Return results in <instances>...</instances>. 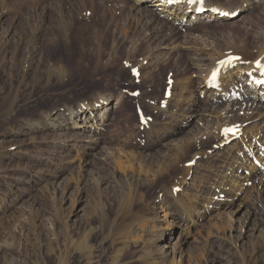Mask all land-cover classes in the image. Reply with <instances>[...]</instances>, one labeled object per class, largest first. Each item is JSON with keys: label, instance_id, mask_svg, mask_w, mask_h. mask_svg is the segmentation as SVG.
Wrapping results in <instances>:
<instances>
[{"label": "rangeland", "instance_id": "rangeland-1", "mask_svg": "<svg viewBox=\"0 0 264 264\" xmlns=\"http://www.w3.org/2000/svg\"><path fill=\"white\" fill-rule=\"evenodd\" d=\"M253 4L234 22L183 28L150 7L131 10V0H0V264H171L177 235L183 239L177 264H264V172L255 167L244 182L250 159L239 158L238 140L221 148L214 137L196 146L162 179L149 171L175 163L174 145L189 144L198 122L210 124L208 113L193 117L204 104L220 112L233 105L241 129L264 130L258 125L264 110L211 102L185 70L194 52L185 38H198L196 48L209 55L231 42L250 43L264 14V0ZM185 77L192 84L183 96L193 93L199 109L178 100ZM167 87L171 94L162 101ZM98 98L111 102L96 133L50 125ZM104 147L146 157L123 171L104 160ZM81 159L87 164L79 173ZM220 166L226 179L212 187L210 169ZM231 176L243 184L239 191ZM174 180L178 187L171 189ZM161 201L176 221L163 216Z\"/></svg>", "mask_w": 264, "mask_h": 264}, {"label": "bare ground", "instance_id": "bare-ground-1", "mask_svg": "<svg viewBox=\"0 0 264 264\" xmlns=\"http://www.w3.org/2000/svg\"><path fill=\"white\" fill-rule=\"evenodd\" d=\"M180 1H181V4L170 6L167 4V0H131L132 2L131 10L133 11L141 10V9L150 7L152 8L153 12L161 16L168 23L169 22L172 24L176 23L177 25H179L178 27L181 26L183 28H187L192 24H197L201 22L205 24H212V23L222 24L225 22H228V23L234 22L236 21L237 18L241 17L240 15L243 12H245L246 9H249L252 5L254 6L253 3L259 0H237L235 2H224L216 6L203 4L201 5V7L205 9V12L201 16L195 15V10L197 8V5L199 4V1H197L196 3L192 5H189V2H190L189 0H180ZM212 9H218L220 11H227V13L229 14L239 11V14L238 16H235V18H233L232 20L219 19L218 17L210 13V10ZM144 13L145 12H140L139 16L141 19L144 18ZM204 17L207 19L204 20ZM258 26L259 27H256L250 30L252 33V40L250 43L247 40L245 41V43L248 45L246 44L245 46L242 45L244 44L243 41L245 39L241 40L237 45L236 44L233 45L231 42L230 48L226 49L223 52L215 53L213 55H209L203 50L197 49L198 48L197 46L199 44L198 38H191V37L185 38V43L188 46L187 48L192 49V51H194L192 55L188 57V65L185 70L187 71L190 70L191 73L194 72V74L196 75V78L198 79V81L195 82L196 83L195 85H197L196 87L198 90L197 93L203 94L206 96L209 95V97H212L211 102L213 100H216L217 102H219L220 92L217 90L214 91L208 88V84L210 82V76L216 69H219L218 81L221 83V90L228 88L227 91H225L227 95L230 93L231 89H235L238 85L246 84V82L248 81L247 73H250L256 76L257 70L254 69L253 65L257 62L259 63L264 62V14ZM154 32H155V29L153 28L152 33H151L152 37H154ZM232 55L237 56L238 60L227 66H224V64H221V60H223L227 56H232ZM191 84H192L191 78L187 77L185 81L182 83H179L177 87L178 92L180 91L179 97H181L178 100L181 101L182 103H184V101H186L187 99V96L185 97L183 95L186 93L188 94L187 86H191ZM260 93L264 94V90L262 89L256 90L255 88L246 87L245 89H243V93L241 95L242 97H244L245 95L248 97V100L243 101L244 104L246 103L249 104L250 102V104L254 107L252 109L250 108L249 109L254 112L257 111L258 115L262 112V110H264V105L262 103L257 102L259 100L258 94ZM192 94L190 98H188L187 100L190 102L191 106L198 104V109H199L200 100L199 98H196V96L193 97L194 95L192 96ZM110 102H111V99H105V98L94 99L93 101H91V104L89 106L86 104L79 105L74 111H72L69 114L66 120H63L62 122H58L57 125H55L54 123H50V125H52V127L60 128V131H62L63 133H66V131L71 130V129L80 130L81 133L82 132L96 133L99 127H101V125H104V119L107 113L109 112ZM232 107L233 105L229 107V111H226L228 110L226 109L220 112L221 109L219 110L218 107L214 109H210L209 106L206 107L204 104V107L202 110H195L196 114L193 117H200V116H203L204 113H208V116L212 118V121L210 120L209 121L210 124L208 125L206 124L202 125L201 124L202 122H198L200 126L196 127L193 134H191L190 137H188V140L190 141L191 144L190 143L189 144L188 143H176V145H174L178 148V151H179L178 152L179 156L176 157L177 161L173 163L171 166H169L167 169H163V170L160 169L159 171L149 169V171H152V176L155 179L156 178L162 179L163 175L165 176L169 174L170 169L172 170L173 167L177 163L180 162L179 160L183 158V155L189 153L192 149H194L196 146L200 144H204L207 141L210 142L214 137H215V140H217L215 144L219 147H221L223 143H229V142L231 143L234 139H238L239 143L242 146L240 148L238 147L239 153L241 154L242 152L241 150L245 148L248 151H250L251 155L253 156H255L254 153H256L255 159L263 167V169L260 168L261 172L263 173L264 172V130L261 127L258 129L257 128L241 129L238 126L239 124H236V122L239 121V119L235 116L234 117L231 116V114L234 113L233 111H230ZM261 114L263 115V117L260 121H258L259 122L258 125H264V113H261ZM231 121H233V123H230ZM230 126H236L237 133L231 136H227V137H224L223 135H221L222 129L226 127H230ZM178 130L179 128L177 130L175 129L174 131H172V134L178 133ZM197 136L199 138H197ZM204 136L206 137L205 141L202 140ZM260 147H262L263 151L261 152V154L257 155V152L261 150ZM87 149L93 150L92 147L90 146H88ZM101 152L103 153V157L105 161H108V162H111L110 160L116 161L117 168L122 169L123 171L129 168L132 170V165H133L132 162L134 161H136L137 165L141 166L144 163L143 160L146 157L142 155V153L134 154V153H128L125 151H121L119 149L113 150L112 148H105V147L101 148ZM88 155H92V154L88 153ZM76 162H78L77 164L78 172L79 173L85 172V165L87 164V161L85 159H81L80 161H76ZM221 168L222 166H220L217 170H215L216 167H213L212 169H210L214 171V175L212 178L214 185L212 187H216V183L222 184V181L226 179L225 170L224 172L223 171L221 172L220 171ZM243 168L246 169V171L248 170L250 173H253L255 170V166L249 160H245ZM262 177L263 175L261 176V181H262ZM243 179H244V182H247L249 180L247 177L246 178L244 177ZM152 182L153 181H151V184H153ZM229 182H230L231 187L236 191H239L243 185L240 182H236V176H231V179L229 180ZM177 184H178V181L174 180L171 189L178 187ZM261 184L264 187V181H262ZM163 189L164 187L161 185L160 190L163 191ZM165 191L166 189L164 190V192ZM169 194L173 195V192L169 191ZM194 197H199V196L195 194ZM187 201L188 200L186 199V202ZM207 204H209V200ZM159 209L163 212V216L165 218H168L167 216H169L170 218L173 219V221H176L175 216L169 213L170 211L169 206L165 204L163 205L162 201L161 203H159ZM184 220L187 221L186 224L194 225L196 223V221L192 220L191 217H188V219L186 218ZM170 227H171V222L166 221L164 229L167 230ZM185 228L188 229L189 227L185 226ZM244 229L245 228H241V231ZM182 240H183L182 236L177 235L175 246L170 252L171 264H177L176 258L182 257V250L180 248L183 242ZM67 243H68L67 249H69L72 246V239L68 238Z\"/></svg>", "mask_w": 264, "mask_h": 264}, {"label": "snow or ice", "instance_id": "snow-or-ice-1", "mask_svg": "<svg viewBox=\"0 0 264 264\" xmlns=\"http://www.w3.org/2000/svg\"><path fill=\"white\" fill-rule=\"evenodd\" d=\"M190 2H191V3H196L197 0H190ZM199 3H200L201 5H203L204 0H199ZM230 62H231V61H229V63H230ZM213 79H215V73L213 74Z\"/></svg>", "mask_w": 264, "mask_h": 264}]
</instances>
